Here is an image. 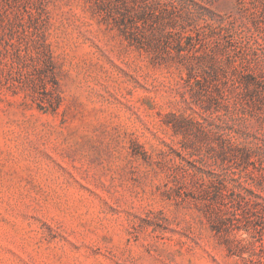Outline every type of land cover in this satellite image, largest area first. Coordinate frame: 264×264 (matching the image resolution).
Returning a JSON list of instances; mask_svg holds the SVG:
<instances>
[{
  "label": "rangeland",
  "instance_id": "rangeland-1",
  "mask_svg": "<svg viewBox=\"0 0 264 264\" xmlns=\"http://www.w3.org/2000/svg\"><path fill=\"white\" fill-rule=\"evenodd\" d=\"M0 264H264V0H0Z\"/></svg>",
  "mask_w": 264,
  "mask_h": 264
}]
</instances>
